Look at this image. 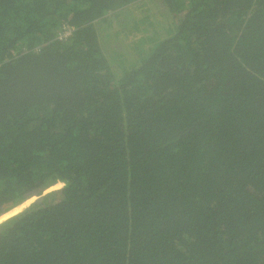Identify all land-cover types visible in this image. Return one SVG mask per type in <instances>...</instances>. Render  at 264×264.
Masks as SVG:
<instances>
[{
    "label": "trees",
    "instance_id": "16d2710c",
    "mask_svg": "<svg viewBox=\"0 0 264 264\" xmlns=\"http://www.w3.org/2000/svg\"><path fill=\"white\" fill-rule=\"evenodd\" d=\"M0 218V264H264V0H0Z\"/></svg>",
    "mask_w": 264,
    "mask_h": 264
},
{
    "label": "built area",
    "instance_id": "2783aa9c",
    "mask_svg": "<svg viewBox=\"0 0 264 264\" xmlns=\"http://www.w3.org/2000/svg\"><path fill=\"white\" fill-rule=\"evenodd\" d=\"M69 33H70V32H68V31L65 32L64 35L60 37V39H63V38H65V37H67V36L69 35Z\"/></svg>",
    "mask_w": 264,
    "mask_h": 264
},
{
    "label": "clouds",
    "instance_id": "9594fccd",
    "mask_svg": "<svg viewBox=\"0 0 264 264\" xmlns=\"http://www.w3.org/2000/svg\"><path fill=\"white\" fill-rule=\"evenodd\" d=\"M0 222H2V218H0Z\"/></svg>",
    "mask_w": 264,
    "mask_h": 264
}]
</instances>
